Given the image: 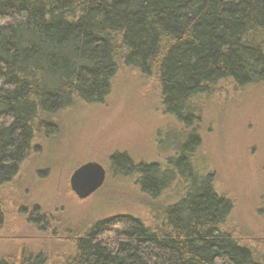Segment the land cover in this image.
I'll return each instance as SVG.
<instances>
[{
	"label": "trees",
	"instance_id": "trees-1",
	"mask_svg": "<svg viewBox=\"0 0 264 264\" xmlns=\"http://www.w3.org/2000/svg\"><path fill=\"white\" fill-rule=\"evenodd\" d=\"M122 66L156 81L188 134L165 167L114 153L113 169L135 172L157 196L177 181L179 199L161 204L152 223L131 213L95 221L71 234L72 250L54 262L16 240L21 249L0 253V264H264V247L226 226L234 201L216 188L215 173H198L202 113L192 104L221 81L264 80V0H0V232L3 189L36 139L58 132L53 114L103 102ZM21 213L57 232L38 206Z\"/></svg>",
	"mask_w": 264,
	"mask_h": 264
},
{
	"label": "rangeland",
	"instance_id": "rangeland-1",
	"mask_svg": "<svg viewBox=\"0 0 264 264\" xmlns=\"http://www.w3.org/2000/svg\"><path fill=\"white\" fill-rule=\"evenodd\" d=\"M192 101L202 113V144L194 156L198 173L214 172L216 188L232 197L226 226L257 249L264 247V80L243 87L221 81L213 92ZM52 119L58 132L36 139L39 148L29 153L3 189L7 217L0 253L20 250L16 240L21 239L20 244L44 250L54 262L72 250L70 235L95 221L131 213L152 223L162 205L179 199L177 181L158 196L148 194L137 184L135 172H116L112 165V154L127 153L135 164L158 162L165 167L188 134L183 121L166 110L153 78L122 66L103 102L78 101ZM92 160L106 167V181L81 199L71 188L70 176ZM119 164L128 166L126 159ZM35 206L57 232L22 215Z\"/></svg>",
	"mask_w": 264,
	"mask_h": 264
},
{
	"label": "water",
	"instance_id": "water-1",
	"mask_svg": "<svg viewBox=\"0 0 264 264\" xmlns=\"http://www.w3.org/2000/svg\"><path fill=\"white\" fill-rule=\"evenodd\" d=\"M106 167L99 161H87L75 168L70 176L72 190L81 198H87L104 185Z\"/></svg>",
	"mask_w": 264,
	"mask_h": 264
}]
</instances>
